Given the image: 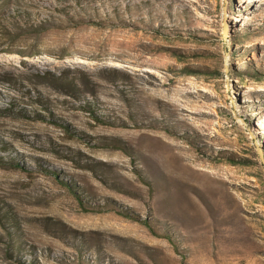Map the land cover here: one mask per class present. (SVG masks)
Instances as JSON below:
<instances>
[{"label":"rangeland","instance_id":"obj_1","mask_svg":"<svg viewBox=\"0 0 264 264\" xmlns=\"http://www.w3.org/2000/svg\"><path fill=\"white\" fill-rule=\"evenodd\" d=\"M0 264H264V0H0Z\"/></svg>","mask_w":264,"mask_h":264}]
</instances>
